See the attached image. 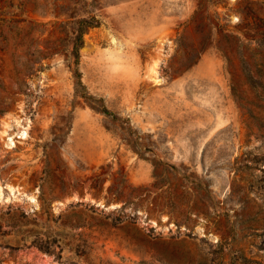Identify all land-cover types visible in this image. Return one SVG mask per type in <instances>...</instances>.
Here are the masks:
<instances>
[{
  "label": "rangeland",
  "instance_id": "obj_1",
  "mask_svg": "<svg viewBox=\"0 0 264 264\" xmlns=\"http://www.w3.org/2000/svg\"><path fill=\"white\" fill-rule=\"evenodd\" d=\"M0 264H264V0H0Z\"/></svg>",
  "mask_w": 264,
  "mask_h": 264
},
{
  "label": "trees",
  "instance_id": "obj_2",
  "mask_svg": "<svg viewBox=\"0 0 264 264\" xmlns=\"http://www.w3.org/2000/svg\"><path fill=\"white\" fill-rule=\"evenodd\" d=\"M75 25L78 26L77 28V35L73 41V50L68 54V61L72 60L73 64L76 68L79 66V59H80V49L84 45V35L89 28L97 27L100 21L96 17L91 18H83L78 22H73ZM79 71H76V77L79 76ZM96 109V108H94Z\"/></svg>",
  "mask_w": 264,
  "mask_h": 264
},
{
  "label": "bare ground",
  "instance_id": "obj_3",
  "mask_svg": "<svg viewBox=\"0 0 264 264\" xmlns=\"http://www.w3.org/2000/svg\"><path fill=\"white\" fill-rule=\"evenodd\" d=\"M24 129L22 130V133H21V135L19 136L20 138H27L28 136H29V134H28V131H27V128L26 127H23ZM9 129L8 128H5V129H3L2 131H1V134H2V136L4 137V140L5 141H8L7 143L8 144H10L9 142H11V143H15L16 141L14 140V137L11 135V134H9ZM29 201L30 202H33V201H35V198L34 197H29Z\"/></svg>",
  "mask_w": 264,
  "mask_h": 264
}]
</instances>
